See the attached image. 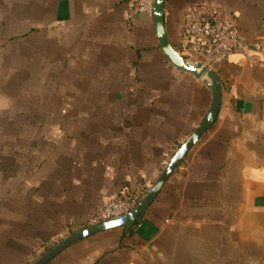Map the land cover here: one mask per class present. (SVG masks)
I'll return each instance as SVG.
<instances>
[{
  "label": "crops",
  "instance_id": "0c3cea01",
  "mask_svg": "<svg viewBox=\"0 0 264 264\" xmlns=\"http://www.w3.org/2000/svg\"><path fill=\"white\" fill-rule=\"evenodd\" d=\"M220 8L245 54L212 69L214 127L133 227L50 264H264V0H165L179 50L193 6ZM130 0H0V264H31L109 201L146 194L207 114L209 88L159 47Z\"/></svg>",
  "mask_w": 264,
  "mask_h": 264
},
{
  "label": "built area",
  "instance_id": "2783aa9c",
  "mask_svg": "<svg viewBox=\"0 0 264 264\" xmlns=\"http://www.w3.org/2000/svg\"><path fill=\"white\" fill-rule=\"evenodd\" d=\"M132 12L127 17L131 23L135 16L154 15V0H130ZM245 55V64L255 69L264 66V45L256 43ZM176 50V49H175ZM246 45L240 39V30L227 20L218 7L193 6L183 19L182 40L178 51L187 61L203 63L212 68L216 62H225L237 53L245 54ZM145 195V194H144ZM143 194L124 195L109 201L83 229L128 215L140 203Z\"/></svg>",
  "mask_w": 264,
  "mask_h": 264
},
{
  "label": "water",
  "instance_id": "95a60500",
  "mask_svg": "<svg viewBox=\"0 0 264 264\" xmlns=\"http://www.w3.org/2000/svg\"><path fill=\"white\" fill-rule=\"evenodd\" d=\"M153 18L159 47L166 59L172 66L183 73L193 76L197 80H201L209 88L212 95L211 106L200 125L176 151L162 170L156 182L144 195L135 209L123 217L82 229L52 247L48 252L31 264H50L61 253L86 239L110 230L130 228L138 224L147 214L151 206L157 201L169 179L181 167L190 153L199 144L202 138L214 127L218 120L223 105V83L219 74L210 66L203 63H192L187 61L174 49L166 30L165 0H154Z\"/></svg>",
  "mask_w": 264,
  "mask_h": 264
},
{
  "label": "trees",
  "instance_id": "16d2710c",
  "mask_svg": "<svg viewBox=\"0 0 264 264\" xmlns=\"http://www.w3.org/2000/svg\"><path fill=\"white\" fill-rule=\"evenodd\" d=\"M56 244H58V242H57ZM50 249H51V248L46 249V252H48Z\"/></svg>",
  "mask_w": 264,
  "mask_h": 264
}]
</instances>
